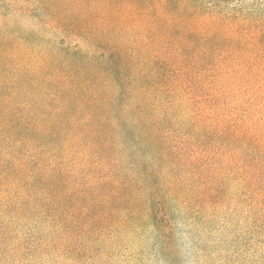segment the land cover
Listing matches in <instances>:
<instances>
[{
  "label": "trees",
  "instance_id": "1",
  "mask_svg": "<svg viewBox=\"0 0 264 264\" xmlns=\"http://www.w3.org/2000/svg\"><path fill=\"white\" fill-rule=\"evenodd\" d=\"M37 3L0 9V255L119 235L174 264L177 222L211 231L247 199L264 240V121L212 92L229 53L264 52V24L185 0Z\"/></svg>",
  "mask_w": 264,
  "mask_h": 264
},
{
  "label": "rangeland",
  "instance_id": "2",
  "mask_svg": "<svg viewBox=\"0 0 264 264\" xmlns=\"http://www.w3.org/2000/svg\"><path fill=\"white\" fill-rule=\"evenodd\" d=\"M37 1L40 0H0V9L13 13L29 11L33 6L31 13L39 15L41 11ZM186 2L204 16L246 13L254 17V21H259L255 24L257 27L258 24H264V0H185ZM256 49L262 51L261 48ZM260 51H247L243 57L236 52L229 53L233 56L230 60L240 59L237 60L240 62L222 66V89L212 92L218 96V105L223 104L230 110L238 108L232 112H245L252 115L253 120L264 121V52L260 54ZM234 67L238 70L235 71ZM225 108L224 114L227 111ZM256 221L252 201L247 199L223 209L211 231L189 234L184 224L177 222L178 256L174 264H264V240ZM30 224L24 227L30 229ZM31 233L33 238H30V243L33 244L38 232ZM97 237L91 239L90 246L85 251L77 253L73 250L70 254L59 249L45 254L29 250L17 255L5 247L0 255V264H166L151 242L148 245L144 243L142 251H138L130 239L135 236Z\"/></svg>",
  "mask_w": 264,
  "mask_h": 264
}]
</instances>
